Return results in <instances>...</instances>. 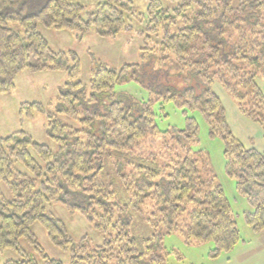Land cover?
<instances>
[{
	"label": "trees",
	"instance_id": "16d2710c",
	"mask_svg": "<svg viewBox=\"0 0 264 264\" xmlns=\"http://www.w3.org/2000/svg\"><path fill=\"white\" fill-rule=\"evenodd\" d=\"M83 11L69 0H46L28 14L26 0H0V93L12 91L22 70L68 74L53 111L38 102L20 107L28 116L45 113V133L56 151L22 129L0 136V253L19 256L2 264H61L41 247L31 229L35 222L68 252L70 264H165L162 232L173 231L187 241H212V256L231 250L239 232L222 187L204 173L205 153L194 148L198 124L188 110L195 109L210 134L224 141L225 171L253 207L246 223L263 230L264 155L234 139L210 86L219 81L243 112L262 120L264 94L257 82H264V0H179L171 10L148 0L144 13L131 0H102L88 19ZM131 17L142 27L141 61L114 68L90 54L87 84L79 79L77 54L53 51L39 30L41 24L83 33L94 26L99 36L115 37L132 30ZM151 34L159 37L155 47L148 45ZM193 79L201 93L173 84ZM128 81L147 96L116 91ZM167 103L181 108L184 128H158ZM53 202L82 214L103 234L102 243L87 237L74 242L47 209ZM133 214L154 230L151 236L132 234ZM22 239L38 257L24 250Z\"/></svg>",
	"mask_w": 264,
	"mask_h": 264
},
{
	"label": "rangeland",
	"instance_id": "374dc122",
	"mask_svg": "<svg viewBox=\"0 0 264 264\" xmlns=\"http://www.w3.org/2000/svg\"><path fill=\"white\" fill-rule=\"evenodd\" d=\"M46 0H26V13L36 12ZM83 5V19H88L96 5L102 0H69ZM136 12L144 13L148 0H131ZM163 7L173 9L179 0H160ZM214 1V0H212ZM233 1V0H232ZM236 4V0H234ZM131 31L121 32L115 37L99 36L95 27L91 26L88 31L80 33L71 29L47 28L39 24V30L47 40L53 51L73 50L79 58V79L88 83L90 54L106 63L110 67L119 68L128 63L141 61V48L144 45L143 37L139 35L142 29L136 18L131 17ZM15 29H20L17 23H12ZM142 37V38H141ZM149 46H156L159 37L148 36ZM67 72L63 70H43L31 72L22 70L15 78V86L9 93H0V135L5 136L17 130H25L31 137L47 145L51 151H56L57 146L45 133V113L34 111L31 116L21 109L22 103L38 102L43 104L48 111H53L59 88L67 79ZM258 85L264 94V82L259 79ZM177 87H192L195 93H201L203 86L196 80L189 83L175 81ZM172 84V85H173ZM210 89L220 99L224 112L226 126L234 139L244 148H253L264 155V113L259 112L260 121L243 112L237 102L232 98L225 87L215 80ZM116 91L129 93L135 97L147 96V91L133 81L117 84ZM167 117L157 118L160 130H166L171 126L179 129L185 127V117L181 108L172 103L165 104ZM188 115L195 118L198 124V142L195 149L201 150L206 155L207 163H203L205 174L209 173L212 181L222 187L230 204L231 212L239 232V240L229 251H221L218 256H212V241L198 242L193 239L187 241L178 231L162 232V242L165 248V264H264V229L255 230L245 221V213L252 211L246 197L236 189L235 179L228 176L225 171L226 157L224 155V141L220 135L210 134V127L204 116L197 109L188 110ZM64 121L70 122L65 117ZM143 143V147H144ZM21 168L22 165H19ZM1 189L8 196L7 188L1 184ZM47 209L66 226L68 233L74 242L82 237H87L93 245H99L103 241V234L97 231L78 211H71L61 203H49ZM45 253L61 264H70L69 254L54 245L48 238L45 228L35 222L31 227ZM132 234L136 237H149L154 230L137 214H133ZM21 246L30 254L36 255L34 248L22 239ZM7 259H19V256L5 250L0 253V264Z\"/></svg>",
	"mask_w": 264,
	"mask_h": 264
},
{
	"label": "crops",
	"instance_id": "0c3cea01",
	"mask_svg": "<svg viewBox=\"0 0 264 264\" xmlns=\"http://www.w3.org/2000/svg\"><path fill=\"white\" fill-rule=\"evenodd\" d=\"M1 136V135H0Z\"/></svg>",
	"mask_w": 264,
	"mask_h": 264
}]
</instances>
